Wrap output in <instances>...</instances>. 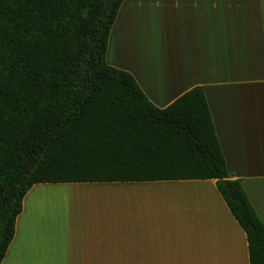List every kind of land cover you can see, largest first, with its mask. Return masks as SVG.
<instances>
[{"label":"trees","instance_id":"1","mask_svg":"<svg viewBox=\"0 0 264 264\" xmlns=\"http://www.w3.org/2000/svg\"><path fill=\"white\" fill-rule=\"evenodd\" d=\"M123 2L0 0V264L36 183L158 176L215 180L250 264H264V223L228 170L204 90L159 108L107 63Z\"/></svg>","mask_w":264,"mask_h":264},{"label":"crops","instance_id":"2","mask_svg":"<svg viewBox=\"0 0 264 264\" xmlns=\"http://www.w3.org/2000/svg\"><path fill=\"white\" fill-rule=\"evenodd\" d=\"M136 1L124 0L120 8L107 63L130 72L159 108L194 87L204 90L228 170L264 223V0H163L160 40L141 41L151 20L133 15L131 54L124 59L119 41ZM38 184L72 194L70 210L84 211L63 239L66 250L57 251L64 264L84 261L72 250L80 243L108 248L89 254L98 264H250L247 235L206 176L36 183L23 198L1 264L21 255L34 221L52 213L43 202L30 205ZM64 203L59 199L52 207ZM30 206L33 218L26 216Z\"/></svg>","mask_w":264,"mask_h":264},{"label":"rangeland","instance_id":"3","mask_svg":"<svg viewBox=\"0 0 264 264\" xmlns=\"http://www.w3.org/2000/svg\"><path fill=\"white\" fill-rule=\"evenodd\" d=\"M163 13V0H137L134 6L132 7V11L128 16L127 22L122 29V41H119L118 47V56L130 57L131 54V37L132 30L131 25L133 22V17L138 19L137 16H133L135 14L140 15L141 18L143 15L148 16V20L150 18L151 22L147 25V30L141 33L140 40L144 41L148 44L157 42L161 38V23L163 21V17L161 14ZM144 19V18H143ZM143 24H146V20L144 19ZM111 43V42H110ZM145 49V53H150V47L143 48ZM109 51V55H113ZM44 185L38 184L36 188L37 198L34 194L31 195L30 205L34 206L35 202L44 203L47 208L52 209V213L48 216L45 215L43 220L41 218L39 220L34 221L32 227H30L29 233L31 237L26 240L27 246L21 248L18 253L23 251L21 255L15 256L14 259L9 264H64L61 257L57 255L58 249L63 248L62 242L66 235H70L72 232V228H75L76 219H80L82 214L84 213L82 207H78L77 210H70V197L72 194H69L65 191H57V190H46ZM51 189V188H50ZM69 189V188H68ZM40 191H46L42 194ZM40 193V194H39ZM59 199L65 200V203L62 206L55 205L52 207V202H58ZM69 202L66 204V201ZM30 206V208L26 212V216L34 217L35 208ZM34 208V209H33ZM78 215H77V213ZM34 235V237L32 236ZM74 235L77 237V242H83L84 235H82L79 231L74 229ZM29 244V245H28ZM100 248L96 247H85L82 243L74 245L72 250L75 252H81L80 257L84 261H76V264H98L95 261V258L91 257L89 254L93 251H97ZM66 249H62L65 251ZM108 248H101L100 251H107ZM86 254V255H85ZM24 256V257H23ZM70 263V262H69Z\"/></svg>","mask_w":264,"mask_h":264},{"label":"water","instance_id":"4","mask_svg":"<svg viewBox=\"0 0 264 264\" xmlns=\"http://www.w3.org/2000/svg\"><path fill=\"white\" fill-rule=\"evenodd\" d=\"M222 183H223V184H226V180H222Z\"/></svg>","mask_w":264,"mask_h":264}]
</instances>
